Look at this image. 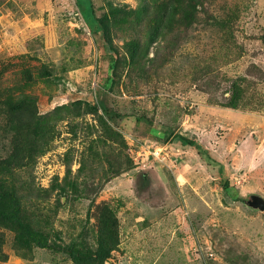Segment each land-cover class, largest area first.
Returning a JSON list of instances; mask_svg holds the SVG:
<instances>
[{"label": "rangeland", "instance_id": "rangeland-1", "mask_svg": "<svg viewBox=\"0 0 264 264\" xmlns=\"http://www.w3.org/2000/svg\"><path fill=\"white\" fill-rule=\"evenodd\" d=\"M195 1L0 0V264H264V0Z\"/></svg>", "mask_w": 264, "mask_h": 264}, {"label": "trees", "instance_id": "trees-1", "mask_svg": "<svg viewBox=\"0 0 264 264\" xmlns=\"http://www.w3.org/2000/svg\"><path fill=\"white\" fill-rule=\"evenodd\" d=\"M173 0H168L167 3V8L170 14V18L167 20L168 23H172V21L175 19V16L177 14L178 11L180 12H184V14L182 15V17L180 19H184L187 20L189 23L191 22V17L193 16V10L196 9V1L192 4L191 2L187 3V6L189 7V11H186V6L183 5V2H180V0H177L176 4H178L179 9L174 11L173 13H171L173 11V9L176 7L173 4ZM91 6V10H92V5ZM79 12V11H78ZM93 13V10H92ZM94 16V13H93ZM94 20L96 22V24L90 28V31H92L93 33H101L104 38L105 41L107 42V38H106V34L105 31L107 30V24L102 22L101 20L95 18L94 16ZM97 20V21H96ZM165 23V21H158L157 24H162ZM169 24V25H170ZM162 28V26H161ZM161 33V31H160ZM132 52L130 51L129 54H131ZM111 66L110 68V75L108 76V78L106 79V82L104 84V87L106 89L111 88L113 86L114 83V67H115V63L116 60L113 58L112 62H111ZM15 107L13 108H8V118H9V125L10 128L13 130L14 132V136H13V141H12V152L9 155L8 159L5 161H3V164L8 167V168H21L23 166H25L27 164V161L22 157V154H24V149H23V145L21 144L22 139H23V132L26 131L28 128H33V126L35 125V122L39 119L38 116H34L33 112H30L27 109H24V105H25V101H15ZM98 107V106H97ZM96 106H93V111L97 110ZM139 121V120H138ZM152 135L153 138L156 141H161L163 143H167L172 141V143H181V145H186V146H190L193 147L195 146V142L192 140H188L182 136L176 135L173 133V131L166 127H160L159 130H152ZM225 189L226 191L231 194L230 192V188L227 184H225ZM235 198V197H234ZM30 236H34V235H30Z\"/></svg>", "mask_w": 264, "mask_h": 264}, {"label": "water", "instance_id": "water-1", "mask_svg": "<svg viewBox=\"0 0 264 264\" xmlns=\"http://www.w3.org/2000/svg\"><path fill=\"white\" fill-rule=\"evenodd\" d=\"M245 203L251 209L264 212V199L258 195H250Z\"/></svg>", "mask_w": 264, "mask_h": 264}, {"label": "built area", "instance_id": "built-area-1", "mask_svg": "<svg viewBox=\"0 0 264 264\" xmlns=\"http://www.w3.org/2000/svg\"><path fill=\"white\" fill-rule=\"evenodd\" d=\"M3 17V14H1V18ZM0 18V19H1ZM155 154V156H157L158 154L157 153H153L152 155H154ZM157 159H159V158H157ZM160 160V159H159Z\"/></svg>", "mask_w": 264, "mask_h": 264}]
</instances>
